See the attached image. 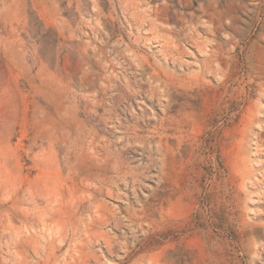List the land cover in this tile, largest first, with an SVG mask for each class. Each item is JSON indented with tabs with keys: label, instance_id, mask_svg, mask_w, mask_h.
Wrapping results in <instances>:
<instances>
[{
	"label": "rangeland",
	"instance_id": "obj_1",
	"mask_svg": "<svg viewBox=\"0 0 264 264\" xmlns=\"http://www.w3.org/2000/svg\"><path fill=\"white\" fill-rule=\"evenodd\" d=\"M0 264H264V0H0Z\"/></svg>",
	"mask_w": 264,
	"mask_h": 264
}]
</instances>
